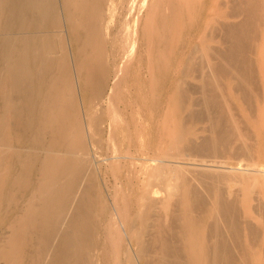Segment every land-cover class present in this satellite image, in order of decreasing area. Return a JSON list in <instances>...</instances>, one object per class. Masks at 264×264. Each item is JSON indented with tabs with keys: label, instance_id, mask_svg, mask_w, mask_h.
<instances>
[{
	"label": "bare ground",
	"instance_id": "6f19581e",
	"mask_svg": "<svg viewBox=\"0 0 264 264\" xmlns=\"http://www.w3.org/2000/svg\"><path fill=\"white\" fill-rule=\"evenodd\" d=\"M184 1L169 0L164 8L156 0L152 49L173 40ZM225 1L223 21L214 19L203 37L215 44L206 43L201 55L193 49L182 66L174 126L155 127L150 150L114 149L106 159L107 172L142 181L136 200L116 191L107 196L110 205L99 184L101 168L87 152L78 154L87 135L93 141L80 101L87 103L85 116L97 118L90 101L108 86L110 1L0 0V264H100L105 258L121 264L123 254L129 264H251L263 225L249 219L248 193L243 198L227 186L264 169L259 160L232 166L228 159L261 155L264 148L237 136L220 80L230 79L238 96L252 100L253 86L263 80L258 68L264 64L255 56L264 51V0ZM166 25L169 38L159 33ZM121 79L116 76L117 85ZM210 164L252 173L219 174ZM253 260L260 264L257 255Z\"/></svg>",
	"mask_w": 264,
	"mask_h": 264
},
{
	"label": "rangeland",
	"instance_id": "374dc122",
	"mask_svg": "<svg viewBox=\"0 0 264 264\" xmlns=\"http://www.w3.org/2000/svg\"><path fill=\"white\" fill-rule=\"evenodd\" d=\"M109 1L110 3H107L106 10L107 12L110 11L111 18L110 21L108 20L106 23L105 29L107 38H104L105 50L108 49L107 63H111H108V86L100 99L90 101V104H96V110L98 111H96L98 113V115L96 113L97 118L102 115V119L100 117V121L97 118H87L85 116L86 111L88 112L87 103L80 101L81 114L84 117L85 128L86 130L88 128L87 133L89 135L92 134L93 141L88 139L87 135V141L83 144L85 149H80L78 154L85 155L87 152L95 161L97 168H101V171H99V184L106 197L109 196V193L115 194V192L118 191L119 197L126 193L121 197L122 199H129L127 197L130 195V199L136 200L138 188H140L142 181L139 178H135V180L134 177H127L126 172H121L119 174L112 173V171L107 172L104 166L106 159L113 155L112 150L114 149L125 152L124 150H128V148L129 150L132 149L131 151L138 148L137 150L141 151L137 152L140 153H143L146 148L150 150L153 144L152 136L156 133L155 127L157 128L163 125L167 128L170 124L174 126V122L172 123V121L173 114L177 108L175 103L176 82L181 76V69L185 63L186 57L195 48L200 50L199 54L201 55L206 43L215 44L216 39L210 40L209 38V41L206 42L203 41V37L206 33H209V27L213 24L214 19H221L223 21L221 13L229 9L225 0H185L182 2L181 9L178 13L177 25L174 31L175 35L173 33L172 36L173 40L170 41L168 39L167 43L163 46L158 43L157 46L152 49L149 45V34L151 31L149 27L151 26L149 17L155 10L156 0ZM167 2L169 3V0H162L164 8L167 6ZM163 11L165 12V9ZM62 30L66 35L70 32L66 24ZM159 33L160 35L168 34L169 38V34H172V27L166 25ZM69 43L73 45L71 41ZM261 46H264V40L261 41ZM161 57L168 62L164 61L162 64H159ZM255 58V63L259 62V64H264V51L259 53V56H255ZM73 61L75 67V59ZM112 61L114 66L112 65ZM258 69L260 70L259 76L262 73L261 76L263 80L258 81L255 86H253L252 92L250 93L252 97L251 101H246L238 96V93L235 91L236 89L233 90L231 83V86H228L229 82H231L228 78L229 82H227L225 78L220 80L223 88V91L220 93H223L222 99H224V97L227 98L224 99L227 103L224 100L225 103H223L225 104V108H227L226 110H230L227 113L234 116L237 136L247 140L255 146L261 145L264 148V67ZM74 72L75 86L81 97L82 91L77 83L76 68ZM120 74H123V79L118 81L119 85H117L116 76ZM195 75H198V73H194V76ZM189 82L190 85H193L192 89L196 91L194 96L198 97V88H196V86L198 87V81L192 76ZM228 87H231V89ZM227 105L230 108H228ZM113 111H117L115 114L118 113V115L114 117L111 114ZM102 112H104V114ZM111 122H113V125ZM195 126L196 128H200L203 125L201 122H197ZM160 132H163V130L161 129ZM140 137L147 143L146 146H144L146 143H143ZM261 151L262 150H260V152ZM228 160L232 162V166H236L234 163L241 161L242 163L244 161V163H246L249 160H259L264 169L263 151L261 155H259L257 151H253L251 154ZM210 166H212V164H210ZM210 166H208L207 169H211L219 174L228 172H230V174L234 172L232 174L236 173L235 175H240V173L241 175L243 173H252H242V171H233L232 169L231 172L229 168L226 170V168L217 167L219 168L217 169L215 167L217 165H214V169L213 166ZM199 168L197 169L199 170ZM253 173L255 172L253 171ZM243 175L247 176L248 174ZM263 177L264 174L257 178H250L246 180L245 183L243 182V184L238 185L232 182V186H227L234 191L238 189L237 192L242 197L248 193L251 199L249 200V207H247L252 213L249 219L253 221V223L256 222L263 225L259 236V242L252 247L254 252L251 255L253 259H255L257 255L260 264H264ZM204 185L206 187H211L213 184L207 182ZM239 189H242V192ZM127 192L130 193L127 195ZM132 193L134 194L132 195ZM107 203L110 204L108 197ZM3 232L7 235L9 229L5 228ZM124 255L125 254H123L122 257ZM122 257L120 263L129 264L126 257ZM125 259L126 262L124 261ZM253 259L251 264H255ZM110 260L111 259L108 260V258H105L100 264H113L114 260L112 259V262Z\"/></svg>",
	"mask_w": 264,
	"mask_h": 264
}]
</instances>
